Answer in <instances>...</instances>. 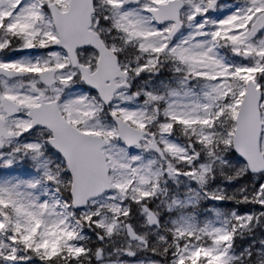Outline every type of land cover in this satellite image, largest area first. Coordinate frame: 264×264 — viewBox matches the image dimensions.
<instances>
[{
  "label": "snow or ice",
  "instance_id": "snow-or-ice-1",
  "mask_svg": "<svg viewBox=\"0 0 264 264\" xmlns=\"http://www.w3.org/2000/svg\"><path fill=\"white\" fill-rule=\"evenodd\" d=\"M0 264H264V0H0Z\"/></svg>",
  "mask_w": 264,
  "mask_h": 264
}]
</instances>
